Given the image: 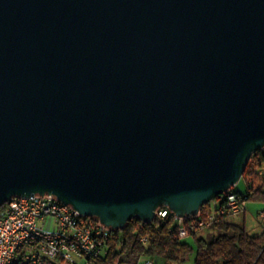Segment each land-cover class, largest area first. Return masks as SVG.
I'll return each mask as SVG.
<instances>
[{
  "label": "water",
  "instance_id": "95a60500",
  "mask_svg": "<svg viewBox=\"0 0 264 264\" xmlns=\"http://www.w3.org/2000/svg\"><path fill=\"white\" fill-rule=\"evenodd\" d=\"M263 148L264 0H0V206L196 216Z\"/></svg>",
  "mask_w": 264,
  "mask_h": 264
},
{
  "label": "built area",
  "instance_id": "2783aa9c",
  "mask_svg": "<svg viewBox=\"0 0 264 264\" xmlns=\"http://www.w3.org/2000/svg\"><path fill=\"white\" fill-rule=\"evenodd\" d=\"M259 173H264V168ZM222 197L224 202L220 209L208 220L199 215L184 218L175 215L179 237L187 238L202 228L211 227L215 217H231L246 211L247 201L232 188ZM52 198L56 197L49 194L20 196L0 209V264L12 256L17 240H25L23 260L32 264H44L49 258H59L64 264H94L104 253L113 230L96 217L81 214L70 204L60 201V205H52ZM170 212L168 206H161L156 218L165 220ZM261 213L264 216V210ZM133 264L156 263L146 260Z\"/></svg>",
  "mask_w": 264,
  "mask_h": 264
},
{
  "label": "trees",
  "instance_id": "16d2710c",
  "mask_svg": "<svg viewBox=\"0 0 264 264\" xmlns=\"http://www.w3.org/2000/svg\"><path fill=\"white\" fill-rule=\"evenodd\" d=\"M264 148L254 152L241 178L247 184L244 193L235 191L247 202L264 203ZM220 200L219 210L224 202ZM8 200L7 202H9ZM6 202L0 207L4 208ZM212 215L211 203L201 207L199 217L205 220ZM196 219V218H195ZM217 232L212 239L191 234L195 245L178 235L179 223L173 212L165 220L155 218L143 222L136 217L121 230H113L103 254L94 264H133L140 259L156 264L185 262L195 250L196 264H264V227L259 234H250L245 224L234 222L229 216L215 217L212 225ZM143 238H147L144 242ZM20 264H32L25 261ZM44 264H64L59 258L46 259Z\"/></svg>",
  "mask_w": 264,
  "mask_h": 264
},
{
  "label": "rangeland",
  "instance_id": "374dc122",
  "mask_svg": "<svg viewBox=\"0 0 264 264\" xmlns=\"http://www.w3.org/2000/svg\"><path fill=\"white\" fill-rule=\"evenodd\" d=\"M232 189L234 191L244 193L247 189V184H246L245 180L243 178H241L240 181L232 187ZM210 203H211L212 214H216L217 210L215 208H216V206H219L220 200L213 199L210 201ZM251 203L258 205L257 203H259V202H251ZM256 205H254V206H256ZM249 209L246 213L245 226H246V228L250 234H253V235L259 234L264 227V220L262 218L255 217L253 210H251L252 208H249ZM230 219L234 222L244 224L243 218L240 215L232 216V217H230ZM215 234H217V232L213 229L212 226L202 228L197 232L198 236L204 237L206 239H212ZM187 240L189 242H191L193 244V246L195 245V241H194V238L192 236L187 237ZM172 264H196L195 263V250H193V252L189 256V258L185 262L172 263Z\"/></svg>",
  "mask_w": 264,
  "mask_h": 264
},
{
  "label": "bare ground",
  "instance_id": "6f19581e",
  "mask_svg": "<svg viewBox=\"0 0 264 264\" xmlns=\"http://www.w3.org/2000/svg\"><path fill=\"white\" fill-rule=\"evenodd\" d=\"M17 199H20V196L12 197L10 201H17ZM52 205H60V200L57 198H52ZM23 248H25V240H17L14 243L12 256L4 264H20L27 261L23 260Z\"/></svg>",
  "mask_w": 264,
  "mask_h": 264
},
{
  "label": "crops",
  "instance_id": "0c3cea01",
  "mask_svg": "<svg viewBox=\"0 0 264 264\" xmlns=\"http://www.w3.org/2000/svg\"><path fill=\"white\" fill-rule=\"evenodd\" d=\"M257 204L258 205L250 203V202H247L246 211L244 213H242V214H239L243 218L244 224H245V221H246V213H247L249 208H252L251 210H253V213L255 214V217L262 218L264 220V216L261 213L264 210V203H257ZM254 205H256V206H254ZM142 261H146V259H140V262H142Z\"/></svg>",
  "mask_w": 264,
  "mask_h": 264
}]
</instances>
